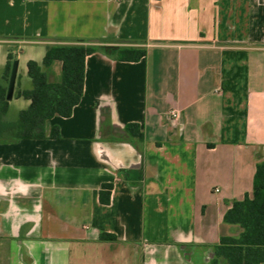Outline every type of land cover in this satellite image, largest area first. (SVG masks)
<instances>
[{"label":"crops","instance_id":"0c3cea01","mask_svg":"<svg viewBox=\"0 0 264 264\" xmlns=\"http://www.w3.org/2000/svg\"><path fill=\"white\" fill-rule=\"evenodd\" d=\"M71 41L101 47L72 115L0 142V264H212L264 161V0H0L1 85L19 63L4 121L31 105L28 62Z\"/></svg>","mask_w":264,"mask_h":264},{"label":"trees","instance_id":"16d2710c","mask_svg":"<svg viewBox=\"0 0 264 264\" xmlns=\"http://www.w3.org/2000/svg\"><path fill=\"white\" fill-rule=\"evenodd\" d=\"M47 47L42 65L28 62V76L32 80L31 90L23 91L20 96L31 100L28 109L20 112L16 122H6L9 101L6 99L7 86L0 84V142H19L21 140L45 139L46 122L55 116L70 117L73 109L81 101L85 82V60L87 56L100 51L101 47L71 41ZM146 55L142 48L126 47L117 49L116 59L137 62ZM55 61L62 63L61 81L50 83L43 68L50 67ZM12 61L7 65L5 81L8 83ZM135 124L127 126V131L139 139L143 135ZM59 129L54 128L51 138H58ZM108 199L101 194V200L109 202L112 184L104 185ZM224 221L239 225L242 229L238 237L223 236L215 247L212 264L224 261L226 264H263L264 263V161L257 164L253 192L243 200L234 201L227 211ZM101 240L115 241L110 234H102Z\"/></svg>","mask_w":264,"mask_h":264},{"label":"water","instance_id":"95a60500","mask_svg":"<svg viewBox=\"0 0 264 264\" xmlns=\"http://www.w3.org/2000/svg\"><path fill=\"white\" fill-rule=\"evenodd\" d=\"M18 65L19 63L17 60H15L12 64L8 87H7V94H6L7 101H11L13 99L15 85H16Z\"/></svg>","mask_w":264,"mask_h":264},{"label":"built area","instance_id":"2783aa9c","mask_svg":"<svg viewBox=\"0 0 264 264\" xmlns=\"http://www.w3.org/2000/svg\"><path fill=\"white\" fill-rule=\"evenodd\" d=\"M173 116L174 117H177V114L176 113H173ZM216 192H218V190H215Z\"/></svg>","mask_w":264,"mask_h":264}]
</instances>
